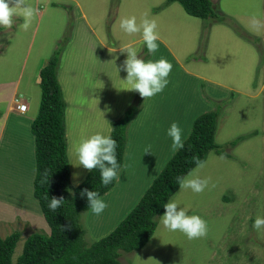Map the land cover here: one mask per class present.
<instances>
[{"label": "rangeland", "instance_id": "1", "mask_svg": "<svg viewBox=\"0 0 264 264\" xmlns=\"http://www.w3.org/2000/svg\"><path fill=\"white\" fill-rule=\"evenodd\" d=\"M94 1L98 5L103 2V0ZM104 1V9L99 10L97 16H102L104 13L107 15L108 9H112L105 26L107 27L118 17L116 6L118 2L117 0ZM130 1L132 4L120 8L125 17L139 15V18H137L139 22L143 18V16H140L142 10L150 13V15L157 16L160 21L155 18L159 25L158 31L160 35L164 36L174 56L182 59L184 70L194 76L198 75L206 82H199L189 76L184 77L183 75L187 74L170 61L166 49L165 51L162 49L159 51V55H163L162 58H166L174 65V68L168 77L167 90L162 94L160 93L161 95L158 94L160 99L157 95L145 100L138 92H135L134 96L128 95L117 82V80H120L118 73H116L117 75L110 74L113 79H110L103 86V90L99 91V96L95 93H89L90 98L85 100L73 98V86L76 83L85 86V82L83 76L74 81L77 76H74L75 74H72L69 70L74 65H84L87 55L83 53L75 56L73 46H71L63 61L61 71L58 69L57 73L64 99L70 105L69 108L66 107L65 112L70 124L69 132L68 128L66 129V140L67 136L71 134L74 145L91 135L102 133L99 131L101 129L104 132L101 123L108 120L109 111L112 112L111 117L117 118L121 114L123 115L131 106L137 107L138 114L128 126L126 137L129 141L130 133H138L139 136H143L144 140L137 141L140 147L135 146L132 148L128 158L127 151H125L123 166L127 161L129 178H135L145 184L150 178L146 176V167L150 166L151 162L148 165L143 164L140 160L152 159L151 157L157 158L161 152L173 151L172 145L166 141V139H170L167 135L168 129L174 123L172 118L168 116V112L174 111L172 101L170 104L165 101L169 95L175 97L179 105L186 103L192 114L191 117L189 115L188 117L183 116V119L176 118L178 124H184L192 117L196 119L210 110L219 109L220 115L215 133V142L219 145H226L236 139L237 144L234 147L225 146L226 148H223L226 155L222 156L223 159L216 158L214 152H211L205 161L206 166L198 173L200 178H210L211 181L203 193L196 194L190 189H185L173 197L180 208L187 209L189 215H199L208 222L209 233L207 237L189 240L179 231L172 232L165 229L158 218L156 231L149 244L147 243L142 250L136 253L120 252V263L146 264L149 260L147 264H203L202 260L212 257L217 259L218 263L224 264H264V229L257 231L253 228L255 219L264 217V29L255 31L249 24L253 15L264 20V0L261 3L260 0H235L241 2V4L239 3V11L246 12L250 16L239 19L237 23L234 22L236 27L243 26L240 28L242 31L237 33L235 26H227L234 34H231V39H229L231 42L224 41L223 44L216 42L214 46V37H212L205 51L207 54L200 61L195 58L191 60V54H196L195 50L197 52L199 43L201 44L199 48L203 49L204 42L201 40L200 34L203 29H209V21L187 16L178 3L168 4L167 0ZM28 2L33 7L42 10V13H39L33 21L32 27L28 31L22 30L20 25L23 23V19L17 17L12 28H4L5 30L0 33V51L2 52V55H0V84L9 83V85L0 87V96L3 95L2 102L5 101L4 96L15 92L16 97H24L27 106L31 108L25 116L12 112L8 117L3 116L0 118V121L7 120L6 133L0 145V237L5 238L14 231L21 233L12 257L14 262L22 251L24 241L32 234L33 230L28 222L20 220L9 222L15 220L11 216L18 212H25L26 219L34 220L39 228L43 227L38 225L39 218L45 224L37 201L33 197V179L35 176L34 139L29 128V122L38 114L40 106L41 91L38 84L40 70L38 69L60 49V43L64 38H68L69 41L73 42L71 31L75 21L69 9L67 20L65 12L54 11V15L52 14L53 10L48 9L43 13L45 0H39L38 7L36 6V0H28ZM53 3L66 4L65 1H55ZM214 5L218 8L217 4ZM166 12L171 17H167ZM152 17L147 18L151 19ZM170 18L174 19L175 25L167 26L165 24V19ZM180 28L183 29L180 30ZM191 28L200 30V33L196 32L194 37L190 35L191 39H189V32H185L186 29L189 31ZM108 31H106L104 38L108 36L106 40L112 44L115 40L109 39L111 34ZM247 31L252 33L248 34ZM126 36L128 35L125 34L124 36L123 33L121 39ZM136 36L141 35L128 37ZM75 39L77 40V38ZM245 42L250 44L247 43L248 45L245 46ZM235 43H238L239 46ZM67 45L63 46L64 50ZM198 55L200 58L203 56L202 52ZM150 56L145 46L144 52L141 53L139 58L146 60ZM23 61L25 68L22 70ZM21 73L23 74L22 79L18 87H15ZM28 77L31 80L30 87L34 86L33 82L36 85L34 86L35 91L32 90L26 96L23 89L26 87L24 83ZM201 83L205 85L200 86ZM215 84L229 89L226 97L222 96L219 99L222 90ZM82 91L86 96L87 93L84 90ZM113 98H117V101H112ZM5 106L6 104L0 108V115L3 114ZM182 106L187 107L186 105ZM185 111L187 112V109ZM79 113L81 117L77 118L75 114L79 115ZM85 122L88 123V126L82 128L81 126L86 124ZM134 122L138 124L136 127L133 125ZM99 126L100 128H98ZM185 126L188 129L189 124ZM128 141H126L127 144ZM160 146L163 147V151L159 148ZM146 149L149 150L147 154ZM167 155L165 153V158H167ZM71 158L69 166L73 176V170H76L75 163L79 162L76 161L78 156L73 158L71 155ZM226 160L231 161V164H228ZM166 163L167 161L157 162L155 170L165 166ZM77 165L81 168L78 174L81 176L85 170L80 164ZM162 167L161 169L164 168ZM160 171L158 172L160 173ZM74 182L73 179V182H71L73 183L72 187H76ZM121 188V185L116 184V187L111 191L119 198ZM139 195H136L133 200H137ZM225 196L226 198H224ZM221 198L229 201V204H225L227 206L222 205ZM125 199L128 202L122 205L118 204L117 199L115 200L119 210L114 211V223L122 215L129 214L131 212L129 210H132L131 207L134 206L132 205L133 200L131 201L128 197H125ZM37 213L39 214L37 215ZM81 216L82 221H84L87 213H83ZM102 220L104 218H101L98 223ZM114 223L112 222L109 228ZM226 225L228 226L227 229L229 228L238 234L241 232V237L238 240L239 242L237 241L238 243L231 241L227 252L221 254L219 249L215 248V244L222 236L227 235V231L225 232ZM43 230L48 233L47 224H45V228L39 229L38 232H43ZM88 238L90 239L89 242L93 241L89 235Z\"/></svg>", "mask_w": 264, "mask_h": 264}, {"label": "trees", "instance_id": "2", "mask_svg": "<svg viewBox=\"0 0 264 264\" xmlns=\"http://www.w3.org/2000/svg\"><path fill=\"white\" fill-rule=\"evenodd\" d=\"M167 3H178L190 17L235 26L234 21L221 14L211 0H167ZM240 28L236 27L237 33L242 31ZM4 30L0 28V33ZM68 40L64 38L61 41L60 49L39 71L40 106L30 124L35 158L33 197L49 231L34 232L28 236L15 262L12 257L21 233L14 231L5 238L0 237V264H121L120 252L136 253L151 240L157 227L156 217L164 214V204L179 189L176 178L187 175L195 168L193 158L205 161L210 152L223 156L225 146L234 147L237 144L236 139L226 145L215 142L219 109L201 114L194 119L191 131L183 141V149L174 153L131 212L108 235L88 242L81 213L88 212L90 207L87 197L82 198L80 193L87 188L103 196L114 187L116 180L105 187L100 170L94 169L88 171L81 184L72 187L66 141V102L57 77L61 54ZM137 114V107L131 106L110 124L109 136L118 143L117 160L121 167L127 128ZM45 170L49 171V185H41ZM46 191L49 200L44 199ZM61 196L66 202L55 212L50 211V198Z\"/></svg>", "mask_w": 264, "mask_h": 264}, {"label": "crops", "instance_id": "3", "mask_svg": "<svg viewBox=\"0 0 264 264\" xmlns=\"http://www.w3.org/2000/svg\"><path fill=\"white\" fill-rule=\"evenodd\" d=\"M52 1L53 0H49V1L45 0V4H44V9L45 10L43 9L44 10L43 13H45L48 9H52L53 10L52 14H54V15H55L54 11L65 12L66 16H67V20H68V15H69L68 14V9H69V12L71 13V16L72 17L74 16V20H75L74 21V26H73L72 31H71L72 32V36L71 37H73V42L74 43L71 40L70 41L68 40L69 43H67L68 45L65 48V50L63 51V54H62L58 69L61 71V67L63 65V61L65 60V58H66V56L68 54V50L70 49L71 46H73V50H74L73 52L75 53V56H78V55L83 54V53H86V55H87L86 56L87 60H85L84 65H74L73 64L74 67H72V69L69 70V71H71L72 74H75L74 76H77L74 79V81H76V79H78V77L82 78V76H83V80L85 82V86L77 85L78 83H76L75 86H73L74 87L73 98H78V99L85 100V99L90 98V94L89 93H91V94L95 93L96 95L99 96V91L101 92L103 90V86L106 85L109 82L110 79H113V77L110 75L112 73L113 74L118 73V75L120 76V77L119 76H116V77H119V79H120V80H117V82H118L119 86L121 87V89L124 90L128 95L134 96V93L136 91H129L128 89H130L131 86L127 85V84H125L123 82L127 78V72L121 70V65L127 59V53L121 51V45L124 44V43H130L132 45V47L135 48L138 57L141 55L142 52H144V47L146 45L143 42L141 36H136V37H128V36H126L125 38L121 39V36H122V34L124 32L119 30V26H118V23H117V21L121 17H125V15L122 13V10L120 8L123 7V6H126V5H130V4H132V2L130 0H117L118 3H117L116 6H117V10H118V12H117V16L118 17L113 20L111 25L109 24L107 27H105L110 15H111L110 13H111L112 9L111 10L108 9L107 15L104 13V15H102V16H97L98 11L101 10V9L102 10L104 9L103 8L105 6V1L104 0H103V2L100 5H98L96 3V1H94V0H54L53 1V2H55V1H60V2L65 1L66 4H54ZM211 1L214 4H217L218 9H219V11L222 14H225L229 18H232V20L234 22L236 21V23H237V21H239V19H242L245 16H249L248 14H246V12L239 11V8H240L239 5L241 4V2H238V1H235V0H211ZM50 2H52V3H50ZM256 2H258V1H256ZM259 2L261 3L262 0H260ZM38 3H39V0H36V6H37ZM165 7H167V6H165ZM39 13L40 14L42 13V10L40 8H39ZM140 16H143V18L145 16L146 17H152L153 16L152 17L153 19L156 18L157 21H159V18L157 16L150 15V13H148V12L146 13L145 10H142ZM136 17L139 18V15L136 16ZM167 17H171L169 13H167ZM103 21L105 22L104 24L102 23ZM165 24L167 26H173L176 23H175L173 18H170V19H165ZM79 25H80V27H79ZM239 26L241 28L243 27L241 25H239ZM244 27L247 28L246 25H244ZM108 28H109V31H108ZM181 29H183V28H180V30ZM229 29L230 28H228L227 25H225V24L223 25L222 23L217 22V21H209V29L208 28H207V30L203 29L201 31V34H200L201 35V40L204 42V47H203V49H200L199 46L201 44L199 43L197 52L195 50L196 54L195 55L191 54L192 55V59L191 60H193L194 58L196 60H199V61H200V59H203L204 55L207 54V52L205 53V51L207 49V45L210 44V42L212 40V37H214V39H213L214 46L216 45L215 44L216 42H220V43L223 44L224 41H230L229 39H231V34L232 35H234V34L230 31L231 29L230 30ZM105 30L108 31L111 34L109 36V39H114L115 40L114 43L110 44L108 42V40H106L108 38V36H106L107 38H104V36L106 35V31ZM187 32H189V34H188L189 35V39H191L190 35H193V37H194L196 35V32L200 33V30H197L196 28H191L189 31L186 29L185 33H187ZM247 33L251 34L252 32H248L247 31ZM124 36H125V33H124ZM251 36H253V35H251ZM75 38H77V40ZM258 39H259V37H258ZM157 43L159 45V50L154 55H151L150 58H146L145 61H147V60L155 61V60H158V59L162 58L163 55L160 56L159 55V51L162 50V49L165 51V49H166V51H167V53L169 55V58L171 59L170 61H172L180 70H182L185 74H187V75H183L184 77H188L189 76V77H191V78H193L195 80H198L199 82L205 81L204 79H202L198 75L194 76V75L188 73L186 70H184L182 59L175 57L174 54L172 53V51H170V46L165 41L164 36L160 35V40H158ZM247 43L250 44L249 42H247ZM247 43L245 42L244 45L245 46L248 45ZM73 44L75 45V47H74ZM235 44L238 45V43H235ZM180 51H181V49H180ZM201 52H202V55H203L202 58H200L199 55H198ZM0 55H2L1 51H0ZM47 61H45L44 64ZM74 63H75V59H74ZM39 67L41 69V67H43V64L41 66H39ZM24 68H25V66H24V61H23L22 70ZM173 68H174V65H173ZM40 69H38V70H40ZM68 72H66V73H68ZM66 73H63V74H66ZM59 74H60V72H59ZM22 76H23V74L21 73L19 75V79L17 80V84L15 85V87H18V84L20 83V81L22 79ZM57 77H58V75H57ZM116 77H114V78H116ZM38 78H39V76H38ZM24 84L26 85V87H24L23 92L25 93L26 96H28L31 93L32 90L35 91V87L34 86L36 85V83L33 82L34 86L30 87V85H31L30 77H28V79L25 80ZM6 85H9V83L0 84V87H4ZM203 85H205V84H203V83L200 84V86H203ZM215 85H217L222 90L220 92L221 96L219 97V99L222 96L226 97L227 93L229 92V89L225 88L224 86L219 85V84H215ZM82 90H84L87 93L86 96H84L85 94L83 93ZM165 90H167V89L165 88L164 91ZM62 93H63V91H62ZM161 94L159 93V95H161ZM157 95H155V96H157ZM4 97H5V101L2 102L3 95L0 96V108L3 107L6 104L4 112H3L2 115H0V118L3 117V116L5 118L8 117L10 114H12V112H14L15 114H19V115L25 116L31 110V108L28 107L26 113H24V114H20V113H18V112H16L14 110L13 101L17 98L15 92H13L12 94H7ZM63 97H64V93H63ZM224 97H223V99H224ZM19 98H21V97H19ZM159 99H160V96H159ZM147 100H149V99H147ZM6 101H7V103H5ZM112 101L116 102L117 98H113ZM158 101H161V100H158ZM165 101H168L169 104L172 101L171 104H172V107H173L174 111L173 112H171V111L168 112V116H169V118L171 117L172 121H174L175 123L177 122V119H183V116H185V117H188L189 115H190V117L192 116V114H191V112H190V110H189V108H188L186 103H183L182 105H186L187 107H183L182 105H179L178 100L175 97H171L169 95L166 97ZM65 102H66V107L69 108L70 105L68 104L67 100H65ZM25 103H26V101H25ZM185 109H187V112L185 111ZM143 110H142V113H143ZM211 111L212 110H210L208 112H211ZM111 113L112 112L109 111L108 112V120L106 122H102L101 123V126H102L104 132L101 129L99 131L102 132V133H100L102 135L109 136L110 131H111V127H110L111 121L118 120L122 116V114H121L117 118L114 117L115 118L114 119L113 117H111ZM205 113H207V112H205ZM75 115H76L77 118L81 117L80 113H79V115L78 114H75ZM35 117H33L30 120L29 128H30L31 122L34 120ZM194 119L195 118L192 117L191 120H189V121L187 120L186 122H184V124H178V122H177V124L182 129L183 141L186 140V138L188 137V135H189V133L191 131L190 128L192 126V123H193ZM85 123L86 124L81 126L82 128H86L88 126V123L87 122H85ZM188 124H189V127L187 129L185 125H188ZM69 125L70 124L68 122V119L65 116V126H66V129L68 128L67 129L68 132H69ZM133 125L136 127L138 124L136 122H134ZM6 128H7V120L0 121V145L2 144V139H3L4 134L6 133V131H5ZM98 128H100V126ZM128 138H129V141L127 139L128 144L126 142L127 150L125 149V151H127V158H128V156H130L129 152H130V150H132V148H134L135 146L140 147V145L138 144L137 141H143L144 140L143 136L142 135L139 136L138 133H135V134L130 133ZM67 140H68V144H67L68 163L71 164V159H72L71 155L73 156V158L77 157L76 147L79 145V143H76L78 145H76V144L73 145L71 134L67 136ZM166 141H167V143L172 145V139L171 138L170 139H166ZM159 148H161V150L163 151V147L162 146H160ZM168 151L161 152V154L157 158L151 157L153 160L152 159L140 160V162H142L143 164L150 165L149 162H151V165H152V166L150 165V166L146 167V173H147L146 176H149L150 178L145 184H142V181H138L135 178H131L130 179L129 176H128V171H127V166H126L127 161L125 162L124 166L122 164L123 167H121L120 172H119L120 180L116 181V183H115V185L113 187V188H115L116 184L122 186V188H121V190L119 192L120 193L119 198L113 194V191H111L113 189L112 188L108 193H106L105 195L101 196L104 199V201L108 204L107 209L101 215L97 216V215L93 214L90 210L88 212H84V213H87V216H86V219L84 221H82V223L84 224V226H85V228H86V230L88 232L87 233V240L90 241V239L88 238V235L90 236V238L93 241L99 240L104 235H108L118 225V223L124 217H126V215L128 214L127 212H126L127 214L122 215L121 218H119V220L116 223H114L115 222V221H113L115 219L114 211L116 212L117 210H119L118 209V205L115 204V200L117 199L118 204L122 205V204L128 202L125 199V197L130 198V200L132 201L136 197V195H139V194L141 195L142 194L141 196L140 195L138 196L137 200H133L134 202L132 203V205H134V206L131 207V209H133L136 206V204L139 202L140 198L143 196L144 192L151 185L152 181L158 175V173H159L158 171H160L162 166L160 168H158L157 170H155L157 162H160V161H167L168 162L170 160V158L176 152V151L175 152H173V151L172 152H168ZM165 153L168 154L167 158H165V156H164ZM210 154H211V152L208 154L206 160L208 159ZM214 154H215L216 158L222 157V156L217 155L215 152H214ZM76 161L79 162L78 159ZM226 162H228V164H231L230 163L231 161H227L226 160ZM123 163H124V159H123ZM77 164H80V163H77ZM77 164L75 163L76 170H73V176H72V173L70 171V179H71V182H73V179L75 180V182H74L75 186H77L82 180H84L86 174L88 173V170L84 169L85 172L81 176L74 175V174H79V171H81V168L78 167ZM69 169H70V166H69ZM137 169H138V166H137ZM137 173H139V171H137ZM144 179H145V177H144ZM179 192H180V188L170 197L169 200H171L175 196V194H178ZM224 198H226V196ZM224 198H221L222 205L227 206L225 204H229V201H225ZM129 211H131V210H129ZM38 214L39 213H37V215ZM81 214H83V213H81ZM218 214L221 215L222 213H218ZM11 217L14 218L15 220L14 221H9L8 220L9 222H15L17 220H20V221H23V222H28V224L32 227V230H33L32 233L38 232L39 229L45 228V224L41 221V219L39 217H38L39 218L38 225L39 226H43L41 228L36 226V223H35L34 220L26 219L27 216H26L25 212H18L17 214H13ZM101 218H104V220H102L100 223H98V221ZM158 218L159 217H156V222H157ZM112 222L114 224L111 225V227L109 228V226H110V224H112ZM227 227L228 226L226 225L225 232L227 231V235L226 236H222L220 238V240L215 244V248L219 249L221 254L222 253L225 254L227 252L228 245L231 243V241H236V243H238L239 242L238 240L241 237V232H240V234H238V233L232 231L229 228L227 229ZM43 232H44V230H43ZM149 242H148V244H149ZM201 262H203V264H209V263L210 264H214V263L215 264H224V263H218V260L214 259L212 257L211 258L208 257L206 260L204 259Z\"/></svg>", "mask_w": 264, "mask_h": 264}, {"label": "clouds", "instance_id": "4", "mask_svg": "<svg viewBox=\"0 0 264 264\" xmlns=\"http://www.w3.org/2000/svg\"><path fill=\"white\" fill-rule=\"evenodd\" d=\"M38 15L39 9L33 7L28 0H0V27L10 29L13 27L16 18L20 17L23 19V23L20 25L21 29L28 31ZM117 23L119 29L128 36L141 35L149 55H154L159 50L157 41L160 40V33L156 19H149L145 16L138 22L137 17L132 15L121 17ZM249 24L255 31L264 29V20H261L256 15L250 18ZM121 51L127 53V59L121 65V70L127 72V78L123 82L131 86L128 89L129 91L138 92L145 100L164 91L169 84L168 77L173 69V65L166 58L145 61L138 57L135 48L130 43L122 44ZM16 99L26 104L24 99ZM14 101L13 108L15 110ZM167 135L172 139L173 152L183 149L182 129L177 123L171 124ZM117 148L118 143L115 139L111 136L97 133L82 140L76 147V154L80 166H83L84 169L90 172L94 169L100 170L101 182L103 186L107 187L113 180H120L121 164L117 160ZM147 153H149V150L146 149ZM220 158L223 159V157ZM193 160L195 168L185 176H178L176 182L180 191L190 189L193 193L201 194L208 188L211 181L210 178L202 179L198 175L199 171L206 166L205 161L199 157H194ZM49 182V171L45 170L42 174L41 185H49ZM68 191L71 193V189ZM72 194L74 195V193ZM80 195L82 198L87 197L90 211L97 216L101 215L108 207V204L97 191H89L85 188ZM44 199L49 200L47 191L44 194ZM65 202L63 196L59 198L51 197L48 207L50 211L55 212ZM163 208L165 210L164 214L159 219L165 229L172 232L179 231L189 240L207 237L209 233L208 222L199 215H189L187 209L178 206L175 198L167 201ZM253 228L257 231L264 229V217H257Z\"/></svg>", "mask_w": 264, "mask_h": 264}, {"label": "built area", "instance_id": "5", "mask_svg": "<svg viewBox=\"0 0 264 264\" xmlns=\"http://www.w3.org/2000/svg\"><path fill=\"white\" fill-rule=\"evenodd\" d=\"M14 104H15V110L17 112H19V113H25L26 112L27 106L22 101L15 99Z\"/></svg>", "mask_w": 264, "mask_h": 264}]
</instances>
